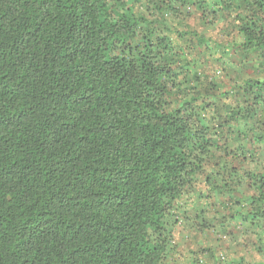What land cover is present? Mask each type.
I'll use <instances>...</instances> for the list:
<instances>
[{"label":"trees","instance_id":"obj_1","mask_svg":"<svg viewBox=\"0 0 264 264\" xmlns=\"http://www.w3.org/2000/svg\"><path fill=\"white\" fill-rule=\"evenodd\" d=\"M129 1L0 0V264H171L167 218L215 132L198 96L171 103L170 39ZM230 1L239 48L264 66V0ZM239 92L264 106V78ZM247 177L235 215L256 227L264 172Z\"/></svg>","mask_w":264,"mask_h":264},{"label":"rangeland","instance_id":"obj_2","mask_svg":"<svg viewBox=\"0 0 264 264\" xmlns=\"http://www.w3.org/2000/svg\"><path fill=\"white\" fill-rule=\"evenodd\" d=\"M203 6L131 0L120 11L146 19L167 35L174 52L169 58L175 74L167 78L171 103L198 96V119L215 132L216 145L203 157L202 172L167 218L170 228L175 217L187 214L173 226L182 233L180 251L188 255L178 264H257L264 262V222L255 227L235 213L248 210L254 193L248 174L264 172V146L256 138L264 106L253 104L239 87L247 79L264 78V66L260 52L239 48V11L230 0H205Z\"/></svg>","mask_w":264,"mask_h":264},{"label":"crops","instance_id":"obj_3","mask_svg":"<svg viewBox=\"0 0 264 264\" xmlns=\"http://www.w3.org/2000/svg\"><path fill=\"white\" fill-rule=\"evenodd\" d=\"M187 217V214H185V216H181V217H176L175 220L176 222L173 224V226H176V224L181 225L185 218ZM171 226L170 230H172V242L175 243L177 245V250L175 252V254L170 258V261H168L167 263H171V264H178L180 261L185 260V258L188 256L187 253L185 251H180V241H181V236L182 233H179V231H174V227ZM188 234V232H187ZM181 235V236H180ZM188 235L185 234V236L183 238H187ZM188 241V240H187ZM178 243V244H177ZM187 246V244H186ZM182 256V257H181ZM178 258H180L178 260Z\"/></svg>","mask_w":264,"mask_h":264}]
</instances>
